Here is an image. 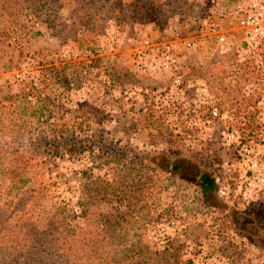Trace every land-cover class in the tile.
Segmentation results:
<instances>
[{"label":"rangeland","instance_id":"rangeland-1","mask_svg":"<svg viewBox=\"0 0 264 264\" xmlns=\"http://www.w3.org/2000/svg\"><path fill=\"white\" fill-rule=\"evenodd\" d=\"M246 2L108 0L95 19L80 0H38L21 10L42 14L18 21L41 34L24 39L0 20L1 141L29 173L0 196L3 228L28 208L31 188L42 203L78 201L84 212L68 223L98 244L106 229L114 264H264V250L202 203L191 176L160 170L152 154L214 169L224 202L264 229V42L246 40ZM51 9L56 28L43 17ZM71 135L87 143L55 138ZM243 148L263 185L247 184Z\"/></svg>","mask_w":264,"mask_h":264},{"label":"trees","instance_id":"trees-1","mask_svg":"<svg viewBox=\"0 0 264 264\" xmlns=\"http://www.w3.org/2000/svg\"><path fill=\"white\" fill-rule=\"evenodd\" d=\"M86 5L85 9H94L93 18H98L105 14V9L108 5V0H80ZM177 2L179 0H176ZM36 5L38 0H0V20L8 22L11 27L10 31L15 34V38H27L31 35L41 34L40 29H30L26 26L27 19L18 21L19 17L27 18V15L39 16L42 12L33 14L31 12L23 13V5L29 7ZM52 3V2H51ZM84 4H78L83 6ZM30 8V7H29ZM48 28H56L58 25L57 14L54 9L48 13H44ZM18 22V26L16 23ZM35 20H33V23ZM1 34V31H0ZM46 99H42L41 104L46 106ZM12 125H10L11 129ZM4 128L0 122V185H5L0 188V196H8L10 189L7 185L24 184L29 179V173L24 174V167H27L25 158L14 155L6 145L5 141H1V129ZM61 131H59L60 133ZM62 139L61 143L67 144L73 149L78 143H87L86 139L79 136L69 138L55 137ZM34 142V141H33ZM29 141L30 145H33ZM89 144H94L93 140ZM118 144L113 145L111 150L117 154L123 149ZM155 158L160 157V163L157 168L168 173L181 174V178H192L198 193L201 196L202 203L210 209H218L223 212L225 217H229L235 227L244 231L252 242L260 249L264 250V229L255 228L252 221L247 215L238 213L237 205L234 203L227 204L224 202L221 193L218 191L220 181L219 175L214 169H209L208 166L200 167L198 160L194 157L184 156L182 154L171 156L166 151H153ZM178 156V157H177ZM175 157V158H174ZM3 164L6 166L3 167ZM192 168L197 169L192 177ZM22 192H26L30 196L28 208L23 212L14 216L13 222L6 229L4 227L5 210L0 206V264H114V258H110V249L103 247L104 243L109 242L112 246L116 245V240L109 237L107 230L103 231L104 236L100 239V243L96 242L95 237H90L91 231H87L85 227L78 223H68V219L78 218L77 210L81 213L83 207L76 201L78 209H72L73 206L68 201L55 200L50 204L42 203V193L37 189L26 188ZM79 197V196H78ZM79 199V198H78ZM7 202H11L7 200ZM6 203V201L4 202ZM3 203V204H4ZM2 204V205H3ZM93 205V204H92ZM71 206V207H70ZM70 210V211H69ZM80 212V211H79ZM89 217L92 218L94 213L89 211ZM44 216V218H43ZM45 219V221H41ZM91 225L94 219H90ZM251 225L253 229H251ZM96 235V234H95ZM105 239L106 241H104ZM125 258L126 254L121 255ZM125 259H122L124 261Z\"/></svg>","mask_w":264,"mask_h":264},{"label":"built area","instance_id":"built-area-1","mask_svg":"<svg viewBox=\"0 0 264 264\" xmlns=\"http://www.w3.org/2000/svg\"><path fill=\"white\" fill-rule=\"evenodd\" d=\"M244 9L245 13L240 19V25L247 36V42L258 45L264 42V0H247ZM162 61L165 65V60L162 59ZM210 113L212 116H216L215 108H211ZM229 138L230 136L227 137V139ZM243 151L244 159H242V164L246 167V173L248 174L247 184L252 185V181H260L262 177L259 175L257 162L247 156L249 154L248 150L243 148ZM260 184L263 185L261 181Z\"/></svg>","mask_w":264,"mask_h":264}]
</instances>
